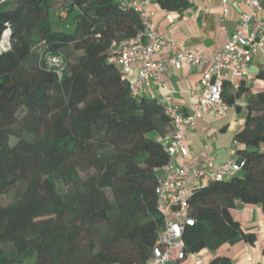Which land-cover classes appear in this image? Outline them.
I'll return each mask as SVG.
<instances>
[{"label":"trees","instance_id":"16d2710c","mask_svg":"<svg viewBox=\"0 0 264 264\" xmlns=\"http://www.w3.org/2000/svg\"><path fill=\"white\" fill-rule=\"evenodd\" d=\"M156 1L178 13L189 7ZM61 12L58 29L51 15ZM5 29L0 264H145L162 228L155 184L171 120L164 103L133 98L108 62L112 42L141 30L138 16L113 0H5L0 38ZM48 57L64 59L60 80ZM257 79L264 83V69ZM225 92L226 84L229 104ZM233 140L241 172L199 184L188 201L185 252L207 251L209 264H232L221 248L256 241L232 217L236 203L259 206L264 218V91L249 97Z\"/></svg>","mask_w":264,"mask_h":264},{"label":"built area","instance_id":"2783aa9c","mask_svg":"<svg viewBox=\"0 0 264 264\" xmlns=\"http://www.w3.org/2000/svg\"><path fill=\"white\" fill-rule=\"evenodd\" d=\"M4 1L0 0V3ZM113 1L136 13L141 25V30L135 36L112 42L108 56V62L114 65L121 79L128 83L133 98L147 97L153 91L160 94V89L164 88L160 77L168 69H180L185 64L204 69L198 83V100L188 106L187 113H179L169 106V97L158 99L166 105L172 133L166 138L168 161L159 168L155 184L157 211L162 217V228L145 264H170L187 258H191L194 264H208L198 254L185 252L182 233L185 226L194 223L189 213V198L199 184L225 180L240 173L244 161L239 157L236 160L228 159L211 170L205 166L186 170L182 164H176L175 159L183 160L189 155L186 135L198 119L206 113L222 114L227 111L228 104L223 99L224 85L230 78H246L253 58L258 50L264 48V19L260 17L264 11V0H240L248 11L240 13L238 29L212 56L206 57L199 51L179 48L174 55L160 60L154 59L161 51V37L153 22V13L148 10L150 0ZM228 6V0H219V11L223 18L228 14ZM58 16L64 19L66 13L61 12ZM4 34L6 39L3 42ZM10 47V31L5 29L0 38V53ZM46 65L60 80L64 59L48 57ZM134 68L136 76L132 78Z\"/></svg>","mask_w":264,"mask_h":264},{"label":"crops","instance_id":"0c3cea01","mask_svg":"<svg viewBox=\"0 0 264 264\" xmlns=\"http://www.w3.org/2000/svg\"><path fill=\"white\" fill-rule=\"evenodd\" d=\"M189 7L177 11L161 9L156 0H150L148 10L153 13V22L161 37V51L155 60L170 57L179 48L199 51L206 57L212 56L229 40L238 29L239 15L248 11L240 0H228V14L223 18L219 11V0H187ZM264 19V11L260 14ZM264 69V48L258 50L252 60L246 78H230L226 83V97L230 100L228 109L222 114L206 113L195 123L186 135L189 155L185 159L176 158L186 170L205 166L214 169L228 159H238L234 135L241 130L247 115V101L250 96L263 92L264 83L257 74ZM202 67L183 65L180 69H168L161 77L164 86L159 93L150 92L147 97L161 99L169 97V106L179 113H187L188 106L199 97L198 83ZM136 76L134 68L131 77ZM165 105V104H164ZM166 106V105H165ZM264 152V145L260 146ZM232 217L239 223L244 233L256 237L253 245L243 242L224 246L219 253L229 257L232 264H264V218L259 206L236 203L231 210ZM209 264L211 255L207 251L198 254ZM170 264H194L191 258Z\"/></svg>","mask_w":264,"mask_h":264},{"label":"rangeland","instance_id":"374dc122","mask_svg":"<svg viewBox=\"0 0 264 264\" xmlns=\"http://www.w3.org/2000/svg\"><path fill=\"white\" fill-rule=\"evenodd\" d=\"M61 21V22H60ZM51 22H52V26L53 27H55V24L58 26V29L59 28H61L60 27V24L63 22L62 21V18L61 17H59L58 15H56L55 13H53L52 15H51ZM56 26V27H57ZM55 27V28H56ZM108 77H110L108 74H104L103 76H102V78H107L108 79Z\"/></svg>","mask_w":264,"mask_h":264},{"label":"bare ground","instance_id":"6f19581e","mask_svg":"<svg viewBox=\"0 0 264 264\" xmlns=\"http://www.w3.org/2000/svg\"><path fill=\"white\" fill-rule=\"evenodd\" d=\"M5 39H6V35L4 34V36H3V42H4Z\"/></svg>","mask_w":264,"mask_h":264},{"label":"water","instance_id":"95a60500","mask_svg":"<svg viewBox=\"0 0 264 264\" xmlns=\"http://www.w3.org/2000/svg\"><path fill=\"white\" fill-rule=\"evenodd\" d=\"M240 160V159H239Z\"/></svg>","mask_w":264,"mask_h":264}]
</instances>
